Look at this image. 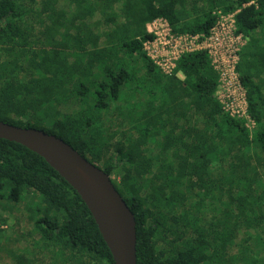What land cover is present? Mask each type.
Wrapping results in <instances>:
<instances>
[{"label": "trees", "instance_id": "trees-1", "mask_svg": "<svg viewBox=\"0 0 264 264\" xmlns=\"http://www.w3.org/2000/svg\"><path fill=\"white\" fill-rule=\"evenodd\" d=\"M234 12L252 129L218 100L206 51L165 75L144 50L154 19L208 34ZM0 121L53 134L109 175L135 216L136 264H264V0H0ZM28 197L59 264H114L69 184L0 139V201ZM22 233L0 228L1 259L34 263Z\"/></svg>", "mask_w": 264, "mask_h": 264}, {"label": "water", "instance_id": "water-1", "mask_svg": "<svg viewBox=\"0 0 264 264\" xmlns=\"http://www.w3.org/2000/svg\"><path fill=\"white\" fill-rule=\"evenodd\" d=\"M0 139L43 158L86 205L114 264H136L135 216L106 172L61 138L40 129L0 121Z\"/></svg>", "mask_w": 264, "mask_h": 264}, {"label": "built area", "instance_id": "built-area-1", "mask_svg": "<svg viewBox=\"0 0 264 264\" xmlns=\"http://www.w3.org/2000/svg\"><path fill=\"white\" fill-rule=\"evenodd\" d=\"M146 29L153 37L144 43V50L162 74L171 75L176 62L183 54L206 51L211 66L218 71L217 89L224 88L229 100L237 101V105L242 103L240 111L234 108L227 109L217 91V98L224 110L232 117L244 118L246 125L247 121L252 123L246 114L245 90L235 69L239 51L246 44V39L235 31V12L219 13L215 25L208 34L175 35L167 21L162 18L149 22Z\"/></svg>", "mask_w": 264, "mask_h": 264}, {"label": "rangeland", "instance_id": "rangeland-1", "mask_svg": "<svg viewBox=\"0 0 264 264\" xmlns=\"http://www.w3.org/2000/svg\"><path fill=\"white\" fill-rule=\"evenodd\" d=\"M212 67V66H211ZM213 71L216 73L218 78V71L212 67ZM179 79H183L184 77L179 74ZM218 95L220 96V100H222L223 105L227 109L234 108L235 110L240 111V108L242 107V103L237 105V101H231L226 96V93L224 91V88L217 89ZM127 99V101H131V97L129 96V90H125L123 93ZM146 97V95H145ZM144 97V98H145ZM151 100L154 105H160L159 100L156 96H147L145 99V102H149ZM63 110L66 111H73V109L67 108V107H61ZM191 115V114H190ZM189 115V116H190ZM179 124H183L182 120L178 121ZM247 125L249 129H252L253 125L249 121H247ZM32 201V198L28 197L27 199L21 201L18 203L15 208L13 206H5V201H0V228L5 230L7 234H10L11 236H15V234L18 233V231H23V237L22 242L24 246L30 248L33 250V254L35 256V261L33 264H59L58 258L59 252L54 251L51 248H48L47 246L43 245V243L38 239V236L35 235L32 231V225L28 222V216L30 213H33V211L30 209V202ZM14 208V209H13ZM12 209V210H11ZM34 242L37 243V246H34ZM85 260V259H84ZM0 264H11L8 258H0ZM70 264H74L70 263Z\"/></svg>", "mask_w": 264, "mask_h": 264}, {"label": "crops", "instance_id": "crops-1", "mask_svg": "<svg viewBox=\"0 0 264 264\" xmlns=\"http://www.w3.org/2000/svg\"><path fill=\"white\" fill-rule=\"evenodd\" d=\"M179 77V76H178Z\"/></svg>", "mask_w": 264, "mask_h": 264}]
</instances>
